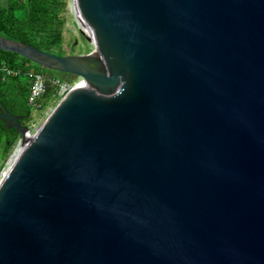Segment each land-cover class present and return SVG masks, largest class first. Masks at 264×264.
<instances>
[{
	"label": "water",
	"instance_id": "1",
	"mask_svg": "<svg viewBox=\"0 0 264 264\" xmlns=\"http://www.w3.org/2000/svg\"><path fill=\"white\" fill-rule=\"evenodd\" d=\"M73 75L0 179V264H264V0H70ZM56 106V107H55Z\"/></svg>",
	"mask_w": 264,
	"mask_h": 264
},
{
	"label": "trees",
	"instance_id": "2",
	"mask_svg": "<svg viewBox=\"0 0 264 264\" xmlns=\"http://www.w3.org/2000/svg\"><path fill=\"white\" fill-rule=\"evenodd\" d=\"M67 6L68 0H0V34L55 54H65L63 29ZM5 66L18 69L21 73L17 76L8 75L2 69ZM31 68L47 76V90L37 106L29 101L31 85L26 71ZM60 74L69 75L44 68L18 53L0 49V101L12 113L22 115V122L28 126L35 108L41 111L52 100L60 101L64 96L65 93L61 94L60 90L65 78ZM20 137L19 131L9 128L0 119V160L7 159Z\"/></svg>",
	"mask_w": 264,
	"mask_h": 264
},
{
	"label": "rangeland",
	"instance_id": "3",
	"mask_svg": "<svg viewBox=\"0 0 264 264\" xmlns=\"http://www.w3.org/2000/svg\"><path fill=\"white\" fill-rule=\"evenodd\" d=\"M65 15H66V23L63 29V33H64L63 46H64L65 54H79L81 43L79 40L78 27L74 21V18H73L71 9H70V0H68V6H67V11ZM60 76L65 78L64 79L65 82L62 83L61 90H60V93L62 94L63 93L62 90H64L65 87H68V85L71 84L73 75L60 74ZM58 101L59 100L55 102V100H52L41 111L35 108L33 111V118L28 124L29 129H31L34 132L37 126L42 121V119L45 117V115L53 108V106ZM18 151H19L18 143L16 142V144L12 147L11 151L8 153L7 159L0 160V165L4 163L2 166H0V175L6 169V167L9 166L10 159Z\"/></svg>",
	"mask_w": 264,
	"mask_h": 264
},
{
	"label": "built area",
	"instance_id": "4",
	"mask_svg": "<svg viewBox=\"0 0 264 264\" xmlns=\"http://www.w3.org/2000/svg\"><path fill=\"white\" fill-rule=\"evenodd\" d=\"M2 69L5 70L8 75H12V76H17L21 73L20 70L10 69L7 66L3 67ZM26 75L28 76V79L30 80V85H31L29 101L31 104L37 106L39 99L42 97V95L47 90V76L46 74L37 71L35 68H31L28 71H26ZM54 81H58V80H54ZM70 86L71 85H68V87H65L64 90H62L63 93H66ZM32 133L33 131L31 129H28V131L26 132V136L30 137ZM17 143H18V150H19L23 145L22 136L18 139ZM16 153L10 159L9 164L11 163L12 159L15 157ZM5 170L1 173L0 179L3 173L5 172Z\"/></svg>",
	"mask_w": 264,
	"mask_h": 264
}]
</instances>
